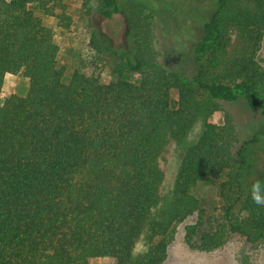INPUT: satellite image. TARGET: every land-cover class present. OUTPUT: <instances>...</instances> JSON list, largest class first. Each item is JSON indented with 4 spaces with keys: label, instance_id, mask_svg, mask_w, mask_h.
I'll use <instances>...</instances> for the list:
<instances>
[{
    "label": "trees",
    "instance_id": "16d2710c",
    "mask_svg": "<svg viewBox=\"0 0 264 264\" xmlns=\"http://www.w3.org/2000/svg\"><path fill=\"white\" fill-rule=\"evenodd\" d=\"M65 1L0 0V93L7 73L27 79L24 94L0 100V264H162L180 223L201 251L232 236L264 243V162L242 181L236 123L223 108L243 101L264 118V0H215L192 76L164 62L149 11L131 19L127 49L92 33L91 50L116 63L113 81L77 68L64 80L54 31L30 5L67 29ZM118 11L119 0H99L98 16ZM170 141L178 166L161 197L159 159ZM215 180L219 205L209 210L192 189Z\"/></svg>",
    "mask_w": 264,
    "mask_h": 264
},
{
    "label": "rangeland",
    "instance_id": "374dc122",
    "mask_svg": "<svg viewBox=\"0 0 264 264\" xmlns=\"http://www.w3.org/2000/svg\"><path fill=\"white\" fill-rule=\"evenodd\" d=\"M215 0H119V11L112 18L106 19L97 15L99 0H66L67 13L71 17L70 26L65 29L58 25L55 18L45 16L31 4L35 14L41 15L43 22L51 27L55 41L60 48L58 65L64 71L67 80L74 69L93 72L102 81H113L115 75L113 58L104 52L97 55L90 48L89 39L95 33L100 42L109 49H127L129 42V24L131 19L147 11L154 15L156 46L162 53L166 65L187 76L194 72L193 47L200 29V23L215 6ZM264 67V36L257 54ZM27 79L20 73L6 74L0 93V100L10 93L24 94ZM230 111L237 127L235 157L240 165L241 179L248 182L257 177L264 162V138L259 130L264 126V118L256 109L246 106L243 101L224 104ZM222 113H216L212 121L221 122ZM197 122L190 137H194L200 129ZM164 172L160 186V195L165 197L172 188L178 158L174 142L170 141L160 159ZM200 206L214 210L219 205L218 180L202 183L192 189ZM184 223L175 227L173 240L168 246L167 255L162 264H264V243L257 246L245 243L237 236L229 238L221 247L201 251L191 248L184 240ZM146 237H140L135 252L146 247ZM89 264H109L106 258H91Z\"/></svg>",
    "mask_w": 264,
    "mask_h": 264
}]
</instances>
